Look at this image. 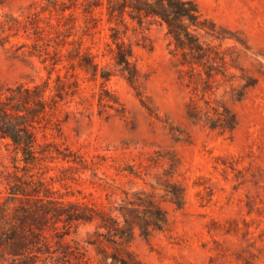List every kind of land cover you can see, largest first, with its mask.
Masks as SVG:
<instances>
[{"label": "rangeland", "instance_id": "rangeland-1", "mask_svg": "<svg viewBox=\"0 0 264 264\" xmlns=\"http://www.w3.org/2000/svg\"><path fill=\"white\" fill-rule=\"evenodd\" d=\"M62 1L76 6L43 13L40 39L22 32L0 44V84L51 76L52 91L60 82L64 93L37 124L38 148L47 150L28 173L20 170L42 181L44 199L24 198L20 218L12 207L7 216L0 213V264H114L127 251L141 264H264V0H195L225 35L200 32L226 60H212L225 74L211 77L191 68L165 22L109 20L108 0L92 13L84 11L87 0H59V6ZM44 2L0 0V13L20 14ZM112 27L133 49L135 86L115 58ZM57 41L67 42L55 47ZM34 43L59 64L31 54ZM88 58L97 75L86 69ZM104 89L118 97L117 108L100 102ZM207 103L235 113L233 130L190 116L204 113ZM14 155L0 136V205ZM164 181L183 188L182 206L170 200ZM139 190L151 193L169 219L149 234L137 228L124 243L96 222L66 224L48 215L72 200L109 211L126 191Z\"/></svg>", "mask_w": 264, "mask_h": 264}, {"label": "trees", "instance_id": "trees-1", "mask_svg": "<svg viewBox=\"0 0 264 264\" xmlns=\"http://www.w3.org/2000/svg\"><path fill=\"white\" fill-rule=\"evenodd\" d=\"M61 3L59 6V0H46L44 3L30 4L29 10L27 12L23 10L20 14L0 13V44L10 41L13 36H19L22 32L27 35L33 34L40 39L41 31L44 29L41 25L43 13L51 12L53 8H60L66 12L76 6L75 3L67 4L66 1ZM102 5V1L87 0L84 11L92 13L95 8ZM107 14L109 20L116 19L118 22H125L126 15L140 24L152 20L165 22L177 49L183 50L193 70L204 69L209 77L215 73L225 74V71L219 68L221 64L215 66L212 63V60L223 63L226 61L225 57L215 51L213 45L203 42L200 39V32L205 31L216 38H224L225 35L215 21L202 13L195 0H108ZM72 15L73 13L68 18ZM112 28L114 29L112 37L117 42L115 58L125 71L128 80L135 86L137 71L130 59L133 49L119 40V29ZM66 42L57 41L55 47L64 45ZM24 45L25 43H22L20 47ZM34 46V50L30 51L31 54L42 57L43 62L50 60L52 67L59 64V58L47 55L50 52L47 48L37 43H34ZM53 53L57 54V51L54 50ZM78 53L81 54V50H78ZM85 66L87 70L97 75L98 66L93 60L86 59ZM50 77L42 82L19 81L14 84H0V136L8 138L16 151V155L13 156L15 169L8 172L6 202L0 205V213L6 216L10 214L12 207L13 215L20 218L27 211L23 202L24 198L35 195L39 199H44L45 193L41 189L42 181L34 180V178L26 179L20 170L28 173L29 168L40 158V152L47 150L38 148L37 124L41 123L45 114L55 109L64 97L63 89L59 87L60 82L56 92L52 91ZM239 96L241 97L242 93ZM100 102L117 108L114 103H119V99L104 89L100 92ZM207 104L208 109L204 113L196 109L194 112H189L190 116L204 120L212 128L219 127L222 131L233 130L237 122L235 113L226 105H222L221 108ZM119 112L122 114L120 110ZM63 156L68 158L70 155ZM20 161L24 162L22 167ZM161 186L170 195L171 201L178 206L184 204L183 188L166 181L161 183ZM50 200L55 203L57 199ZM68 204V208L53 209L48 215L66 224L96 222L98 228L106 229L105 235L112 238L118 237L121 243L132 239L137 228L144 234H149L152 230L162 229L169 219L167 211L151 193L145 190L136 191L132 196L126 191L123 201L111 207L109 211L77 200L69 201ZM12 227H16V222L12 224ZM114 259V264H141L139 259L129 251Z\"/></svg>", "mask_w": 264, "mask_h": 264}]
</instances>
